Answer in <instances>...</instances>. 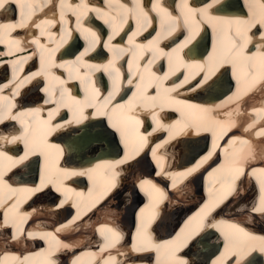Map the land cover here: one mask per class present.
Instances as JSON below:
<instances>
[{"label":"bare ground","instance_id":"1","mask_svg":"<svg viewBox=\"0 0 264 264\" xmlns=\"http://www.w3.org/2000/svg\"><path fill=\"white\" fill-rule=\"evenodd\" d=\"M209 1L193 0L192 5L184 7L182 4L183 9L180 10V14L173 15L169 13L168 9L170 0H0V72H7L9 66L11 68L10 74L4 75L6 79L0 81V107L3 105L0 108V122L4 119L1 116L5 117L7 112L12 115L13 119L10 116L0 125V129H5L3 130L4 134L0 133V151H3L5 145V150L6 147H9L7 150L10 152V156H7L6 160L10 161L18 160L25 151L31 154L32 148L46 147L44 153L49 150L53 161L42 168L39 176L41 183L49 181L52 185L54 184L53 186H56L54 193L48 188L32 198L31 183L10 187V183L1 178L4 173L0 172V185L2 183L9 185L0 188V203L2 202L0 210L7 208L4 211H10L11 205L8 200L10 198L23 206L18 209L15 205L9 214L10 218L2 212L4 218L0 221V264H86L79 258L85 253L88 254L86 248L96 250L97 256L101 251L106 250L109 253V249L116 243L113 238H120L123 232L133 229L136 221L134 213L141 200V193L134 185L141 186L146 181L154 183L160 192L155 200L156 203H150H155L152 208L154 211L150 215L151 217L152 215L156 216V218L152 217L149 224L155 222L150 231L156 237V242L148 243L146 237H143L142 231L139 230L137 234L132 235L131 240H136L134 248L146 246L144 243H140L141 240L146 242L147 248L142 250L145 253L144 259L138 257V253L130 251L125 242H122L119 244V253L126 254V260L120 259L116 252L109 257H99L100 264H113V260L116 264H199L201 259H205V256H208V260L212 259L213 264L222 261H226L228 264H257L258 259L255 263L254 261L247 262L250 261V255L257 253L262 256L260 259H264V212H261L260 215H251L249 208L258 192L253 193L254 184L247 175L242 177L241 189L237 195L231 200L227 198L233 193L231 186L237 182L241 174L237 163L234 162L237 159L238 163L239 160L250 162L252 159H257L254 162L263 163L264 143L261 140H249L245 150L240 152L241 154L246 152L245 156L240 157V153L237 156L239 147L236 146L237 143L232 144V136L233 134H243V130L238 128L239 126H234L224 136V141L217 144L216 139L221 138L223 133H217L215 129L217 124H215L212 127L214 130L211 129V131L216 136L209 148V153L203 149L206 154L196 159L200 150L202 151V148L205 147V134L196 135L191 130L182 134V130L189 124L195 108L196 112L203 109L201 104L190 102V100H194V94L189 97L190 90L201 86L199 88L204 91V94L209 92H207L208 89L216 88V91L211 92L210 97H205V99H213L215 96L223 93L228 94L231 91L224 72L212 79L208 85L204 78L198 86L193 88L190 83L172 81L171 75L187 64L184 57L185 52H188L189 42H191V46L194 43L195 51L193 52H197L200 56L207 54L209 57L210 50H212L208 48L209 44L213 49L216 45L217 52L230 50L229 54L232 55H228L227 59L231 65L239 66L244 83L251 85L253 91L264 89V39L261 43H253L257 46L253 53L250 50L240 53L251 39L264 38V0H212L214 5L208 8ZM220 7H225L228 10L222 13ZM188 8H192V11L187 12ZM243 9L250 16L247 26L241 24L245 22L243 20L246 16L245 13L239 14L243 12ZM163 13L167 15L166 19L175 26L172 27L169 24L171 28L168 29L165 23H161L160 26L156 25L157 35L152 36V33H145L149 26H153L152 23L156 19L161 21L160 16ZM169 17L174 19H169ZM233 18L235 21H232ZM141 21H145L143 24L145 29H140L137 33L130 31L132 22ZM191 23L192 29L189 28ZM253 24H255V28L259 25L260 30L249 33L247 28ZM57 28L61 33L56 31ZM34 30L39 31V35L42 36L39 38V35L35 36ZM109 30V40H105ZM207 33L209 35L205 36ZM216 33L220 34V37ZM126 34L128 35L123 39ZM237 34L240 36L237 37ZM133 35L135 36L133 37ZM211 36H216L214 42L222 40V47L215 43H209ZM81 38L85 41L88 40L87 49L81 47ZM111 39H113V43H109ZM117 40L120 42L122 40L130 41L131 43L127 45L128 49L139 45L137 51H140L141 46L142 51L152 49L153 54L169 57L172 71L164 74L157 73V75L153 71L149 73L146 68L155 56H152L150 60L147 56L145 62L141 61L134 67L130 65V71L126 73V75H130L129 86L134 88V84L138 81L142 83V86L132 89L134 90L133 97L131 93L129 98L121 100L126 95L125 88H117L111 93L107 82L106 89L104 90L102 87L105 71L108 82H117L119 77L125 75L119 73L118 63L115 62L127 61L126 56L120 57V53H111L109 54L110 60L104 57L109 51H118L113 50L116 47L125 48L116 44ZM88 54L101 59L85 57ZM221 57H223V53ZM36 58L39 60L38 63ZM188 58L194 61L191 65L199 62L200 66H205L211 62V59L209 61L203 57L188 56ZM217 61L227 63L222 58L213 59V62ZM129 62L132 64L138 60L134 59L133 62L132 60ZM38 66L40 67L37 70ZM257 70L259 71L257 72ZM143 72H146L147 76L143 77ZM250 72L252 75L248 74ZM84 80L89 83L88 87H83ZM217 88L220 89L217 91ZM83 90L84 93L88 92L90 101L87 95L82 97L80 92ZM62 91L69 93L73 100L69 102L68 96L59 95ZM95 92L98 98L91 95ZM28 95H31L29 101L26 100ZM180 96H184L185 100ZM227 97L228 99L224 98L217 108L214 106L213 110H220L233 104L226 102L230 99L231 94H228ZM250 98L252 99V96ZM86 101L87 103H85ZM252 101L263 104V107L257 109L248 106L251 113L256 114L255 111L264 113V99L257 97ZM65 105H69L70 108ZM134 105L137 106L134 108ZM86 107H89V112L93 110L92 113L104 115L108 121L107 124L98 118L82 125H80L81 122H73L74 119L80 120L81 112ZM163 107L180 108L183 112L173 110L168 118L165 115L167 110L162 109ZM208 108L210 109V107ZM234 109L235 115H229L223 121L218 119L220 120L218 127H221V131L225 132L229 124L236 125L238 120H231L237 115L239 117L246 115V109H241L239 104L234 105ZM137 112L157 115V119L153 122L154 125L151 124L152 130L149 131L151 132L150 136L157 135L158 140L151 154L162 167L157 173L152 174L153 164L148 154H141L125 169L124 166L121 167L125 173L116 178L121 184L108 198L102 199L104 207L99 211L100 207H94L97 200L96 194L87 195L85 192L88 189L96 188L104 181L112 183L120 168H117V161L110 158L97 165L94 162L100 161L102 155L117 158L115 154L118 153L121 145L124 147L123 144L126 140H133L135 137L132 142L137 143L144 138V134H140L143 137L138 139L135 133L132 137L125 131L122 138H116V133H120L121 127H124L128 121H132L131 118H136L134 114ZM204 113L201 112L200 116ZM65 120L69 122H62ZM136 120L139 122L137 118ZM12 124L15 129L11 127ZM202 129L199 125L196 126L197 131L200 132ZM228 138L230 140L226 142L225 140ZM145 140L152 141L150 138ZM26 147L29 148L24 151ZM22 150L24 153L21 152ZM42 150L41 148L38 152ZM220 150L223 153L231 152L225 156L223 153H219L218 157L222 156L221 159L227 162L228 166H234H231L230 171L225 170L224 177L207 178L205 193L208 194V198L205 199L204 204L199 205L200 213L197 215L192 213V216L186 219V224L182 226L177 221L201 196L199 171L211 165L214 157L210 158L209 156H215L216 151ZM195 151L199 153L191 155ZM97 153L101 156L96 157ZM4 154L6 153L4 152ZM128 155L129 158L125 156V159L133 157L132 153H128ZM64 156L66 158L62 162L71 167L82 168V176L85 169L91 170L89 177L94 178L90 180L91 185L88 188L80 190L72 188L73 185H70L67 180L69 168L59 164L60 157ZM45 157L49 156L45 155ZM192 158L197 161L195 164L183 167L182 170L177 169L178 165H185ZM35 161L36 157L31 155L30 158L21 162V165L14 170L13 175L24 179L33 177L36 172ZM0 162L2 161L0 160ZM108 162L111 165L107 166ZM41 163L46 164L44 161ZM55 164L58 166L56 167ZM222 169L220 167L215 170L214 175H217ZM164 174L172 177L170 178L172 186L179 185L177 189L166 190L169 179L163 180ZM144 175H149V177H145L144 181H138ZM261 176L259 175V178ZM75 184L79 186L77 183ZM107 184L103 183L104 189ZM259 185V197L255 201V205L264 206V180ZM60 191L66 201L77 205L76 215L78 218L84 216L86 212L89 214V216L87 214L80 219L79 223L73 225L67 241H64V237L69 233V229L67 231L65 226H61L60 221L65 216L68 207H61L64 205L62 203L56 206L57 202H55ZM78 193H81L80 196ZM152 196L155 197V194ZM224 201H229L230 209H226L220 214L218 208ZM29 219L30 222H28ZM15 220H17V224H12ZM112 221L114 225L111 223ZM205 224L214 226L227 240L220 241L214 232L216 237L211 234L203 236L198 241V232L200 231L201 234V228L204 229ZM174 225L176 227L174 232L179 230L178 227H181L184 237H179L177 241L171 243L169 240L163 239L162 231H158V228L167 233ZM88 226L95 227L97 232L92 235ZM112 226H115V231L120 229V234L108 229ZM191 233L195 235L194 240L197 239V242L189 244L191 250L188 252H180L189 242L188 236ZM38 237L46 241L43 243L46 246L44 250L42 245L40 247L39 240L41 239ZM106 238L109 240L108 243L100 245ZM78 240L80 243L76 242ZM218 244L219 246H217ZM240 245L248 248L246 249L247 258L245 255H243L245 259L231 258L237 256L236 251ZM32 247L33 251L30 250ZM152 247L155 248V256H151ZM134 248L132 247V249ZM12 249H16V251H9ZM76 253L79 256H75ZM148 259L152 261L147 262Z\"/></svg>","mask_w":264,"mask_h":264},{"label":"rangeland","instance_id":"2","mask_svg":"<svg viewBox=\"0 0 264 264\" xmlns=\"http://www.w3.org/2000/svg\"><path fill=\"white\" fill-rule=\"evenodd\" d=\"M198 153H199V152H196V151H195V152H192L191 155H197ZM234 204H235V203H234ZM236 204H237V203H236ZM227 209H228V208H227ZM225 210H226V209H225ZM169 230H170V229H169ZM158 231H160V232L162 231V232H163V230H161V229H159V228H158Z\"/></svg>","mask_w":264,"mask_h":264}]
</instances>
